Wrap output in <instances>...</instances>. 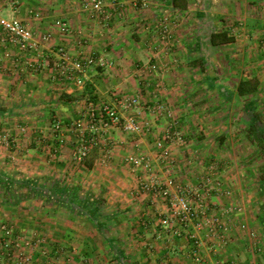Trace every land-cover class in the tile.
<instances>
[{
	"label": "crops",
	"instance_id": "crops-1",
	"mask_svg": "<svg viewBox=\"0 0 264 264\" xmlns=\"http://www.w3.org/2000/svg\"><path fill=\"white\" fill-rule=\"evenodd\" d=\"M162 1L172 8L167 12L175 20L176 42L170 50L159 46L158 34L152 27L162 9L157 2L152 12L136 8L131 0H117L108 5L107 11L113 12L112 8L116 7L117 13L122 12L111 14L114 18L109 22L106 18L91 19L77 0H19L17 6H3V14L20 19L37 34L35 46L28 51L0 42V101L32 103L28 108L35 111L32 115L38 118L42 111L50 116L55 113L67 117L71 109L65 95L71 97L80 92L82 98L76 104H84L86 100L88 105L108 104L119 109L124 119L142 121L147 126L145 137L131 142L120 129L102 133L103 140L107 139L111 145L104 140L99 146L100 154L91 162L92 167L82 166L91 175L78 178L79 185L96 187L107 205L119 211L121 218L123 216L120 228H125L129 235L123 242V250L131 249L134 240L130 234L136 236L138 232L142 233L141 237L134 242L143 252L134 258L126 256L123 250L117 254L116 245L107 241L102 228L87 213L80 209L78 217V210L69 212L64 203L45 205L37 200L31 201L32 206L23 203L0 207V225L7 224L26 235L27 243L21 250L35 253L32 264H130V261L132 264H162L166 258L177 264H203L204 261L230 264L234 260L240 264H264V178L235 174L231 167L220 180L222 193L215 190L210 194L214 216H222L229 228L227 242L222 246L206 231L174 221L170 229L182 235L169 239V229L166 231L164 224L170 219L169 202L154 190L148 194L140 191L144 184H164L170 179L176 183V187L171 188L172 196H179L182 193L178 187H195L205 180L213 183L214 178L205 177L197 166L201 162L188 152L247 148V142H239L232 136L238 127L242 129L235 124L249 117L248 97H240L237 88L242 81L258 79L256 97H264V0H160L159 3ZM36 7L43 12H36ZM57 20L66 21L71 32L66 34L58 28L54 23ZM213 33L227 34L232 41L213 45L210 41ZM47 36L52 39L50 44L43 42ZM59 46L67 49L70 59L80 56L95 61L79 78L84 86L79 87L75 80L68 79L67 72L64 73L63 62H58ZM99 60L105 61L106 66L100 67ZM221 64L222 70L219 69ZM152 66L158 70L153 71ZM142 90V94L139 93ZM137 94L143 98L142 108L124 111L121 100ZM44 103L52 104L49 110H44L47 109L42 106ZM216 104H224L226 111L218 114L221 108L217 109ZM2 117L3 120L20 118V114L3 110ZM171 120L180 121V131L188 144L171 146L174 157L160 166L154 152L155 139L164 134ZM217 120L222 127H215ZM243 133L247 135L246 131ZM217 135H225L226 139L211 138ZM68 139L66 137V145L61 146L58 160L46 163L37 159L31 166L36 173L47 168L51 176L62 168L65 172L62 180L51 178L49 183L54 188L64 187L59 190L63 194L70 186L71 171L76 168L70 157L68 146L72 145ZM36 141L32 149L35 152L39 148V140ZM139 149L150 158L154 168H158L157 176L150 173L152 170L133 169L126 164L127 152ZM4 164H8L6 160ZM168 168H172L171 175ZM53 193L49 191L52 200L60 198V193ZM189 234L203 244L202 261L193 257V247L186 239ZM36 238L42 239L43 249L49 247L55 255L51 256L48 250L42 254L34 249L37 244L33 246L31 241L36 242ZM0 264L18 263L15 257L0 254Z\"/></svg>",
	"mask_w": 264,
	"mask_h": 264
},
{
	"label": "rangeland",
	"instance_id": "rangeland-1",
	"mask_svg": "<svg viewBox=\"0 0 264 264\" xmlns=\"http://www.w3.org/2000/svg\"><path fill=\"white\" fill-rule=\"evenodd\" d=\"M81 3V6H83L84 11L87 12V14L91 17V19L94 20V18H97L99 20H102V18H106V21H110L114 18L111 14H121L122 11L118 12L115 11V8L113 9V12L108 11L103 13H97L93 7L91 6V0H77ZM119 1V0H118ZM160 0H131L133 4H135L136 8H141L145 10H151L154 12L156 10V2L158 5L162 6L158 14L160 15L159 18H156V22L152 25V27L155 29V31L158 34V41L159 46L163 47L166 50H170L175 45V37L174 34L176 32L175 27V20L171 18V13H168L167 11L171 10L172 8L168 6L166 3L162 4L159 3ZM221 0H218V2ZM19 0H9L8 3H5L4 0H0V18H4L7 20H19L17 18H12L9 15L3 14V6L4 7H14L19 5ZM114 2H117L115 0H106V10H108V5H112ZM45 4V3H44ZM219 5V4H218ZM41 7V6H40ZM36 12L42 13L43 10L38 7H36ZM155 9V10H154ZM35 12V13H36ZM157 12V11H156ZM170 12V11H169ZM157 16V15H156ZM173 17V16H172ZM22 22V21H21ZM23 23V22H22ZM58 28H60L64 33L68 34L71 32V28L69 24L64 20H57L54 22ZM24 24V23H23ZM26 25V24H24ZM30 30H32L35 33V39H36V31L31 29L28 25H26ZM167 28L168 31L171 32V36H173V40L171 42H168L167 39L163 38V29ZM219 28H221L219 26ZM220 30V29H219ZM48 37V36H47ZM50 37V36H49ZM34 39V41H35ZM0 42L8 47H17L19 46L23 51H25L20 45L16 43L9 42L4 33L3 29L0 27ZM44 44H50L52 42V39L50 37V40L47 41L46 39H43ZM33 42V46H35ZM60 49H63L66 52V61L69 63H74L77 60H80L82 57H74V59H70L67 53V49L64 46L58 47V55L60 57V60L58 62H63V58L60 56L59 51ZM31 50V49H29ZM65 61V62H66ZM94 65V64H93ZM92 65V66H93ZM222 64L220 65L219 69L222 70ZM153 67V71L158 70V68ZM157 67V66H156ZM88 71V70H87ZM86 71V72H87ZM216 74H220L219 72H216ZM70 80V79H69ZM77 85L79 87L84 86V83L79 84L77 80H75ZM143 90L139 93L142 94ZM141 94H137L136 96L131 97H125L121 101H125L127 98H138L140 101V104L138 108L134 110H140L142 108V96ZM259 93L255 94L254 96H248V103L247 106L249 107L248 112V119L243 123H236V126H241V131L247 132V135L241 132L238 127V133L234 132L232 136L234 138H237L239 142L245 141L248 143L247 148L240 151H229L225 148H222L220 150H210L205 151L202 149H199L197 152H188V151H181L182 154L184 153H192V157L196 161H200L202 163H199L197 166L202 170L205 177H213L214 182L210 183V190L211 194L213 195L214 191L221 192L222 193V186L223 184L220 182L222 179V175H225V173L231 169L234 170V173L241 174L244 173L247 176H259V178H264V153L258 149L256 144L253 141V134L251 133L253 130V124L258 127L264 126V97L258 96ZM252 97V98H251ZM82 98V93L75 92L73 96L65 95L66 100H68V106L71 109V113L67 117H60V115H54L51 116L48 113H41V117L38 118L36 115H32L33 110H31L30 107L32 103H25L23 100L18 101L16 103H3V100L0 101V116H3V110H7V112H12L14 114H20V118H13L8 120H3V117L0 118V207L3 206H20L21 204L25 203L26 206H32L31 201H37L38 199H33L34 192H31L27 187L21 188L20 186H13V188L10 187L9 181L3 176L10 177L12 180L21 182V183H34L37 185V187L41 188V191L44 193H48L52 190L53 195L59 194L60 198H65L67 201H63L64 205L68 209V211H74V208H72L73 202L75 200H82V202L88 206L91 210L97 209L98 210V216L95 218V223H97V226L102 228V233L106 237L107 241H112L114 243L115 252L118 254L123 250V242L127 241V237L129 236L126 232L125 228L122 230L120 228V222L122 221L121 215L119 211H115L109 204L107 205V200L103 197V194L99 191H97V188L94 186L89 187L88 185H79L78 178L79 176H85L88 177L89 174L88 171H86L82 166L86 167V163L94 161L99 153V146L102 143H105L104 140H106L107 144H110V141H107V139L103 140L102 133H105V131L116 128L120 129L124 134V136H127L128 142L134 141L135 139L144 138V134L146 133L147 126H145V123H142V121H136L134 119H124L119 111V116L123 120V122H134L136 125H138L142 130L140 133H128L125 132L120 127H113L109 129L102 128V125L100 122L94 120L91 116L93 112L98 113L99 109L103 105L108 104H102V103H93V105H88V100L84 102V104H76V101ZM92 102H96L92 100ZM91 102V103H92ZM51 103H44L42 106L47 107L49 110V107H51ZM217 109H220V112H217L218 114H223V111H226V108H224V104H216ZM111 106V105H108ZM121 106V105H120ZM27 107V108H25ZM77 107L80 108V110L77 109ZM114 107V106H111ZM123 108V106H121ZM44 108V107H43ZM82 108V109H81ZM115 108V107H114ZM160 108V107H158ZM124 109V108H123ZM161 109V108H160ZM159 109V110H160ZM133 110V109H132ZM16 111V112H13ZM124 111H131L126 110ZM161 111V110H160ZM48 112V111H47ZM52 111H49L51 113ZM236 112V111H235ZM238 112V109H237ZM158 115V114H157ZM159 116V115H158ZM222 122V121H221ZM252 122V124H251ZM223 123V122H222ZM180 121L178 120H171L168 123L167 129H165L164 134L157 137L155 139V146L156 151V160L160 164V166H163L165 162H171V158L174 157L173 150L171 149L174 144L177 146L180 145L182 147L187 146V142L185 139V135L181 133L180 131ZM226 126L229 123H225ZM223 126L220 124V121L217 120L216 126ZM234 125V124H233ZM37 130H39L40 133H37ZM176 132L178 135L175 136V139L172 141H169L165 138L168 131ZM107 134V133H106ZM125 136V137H126ZM66 137H68V143H71L72 146H68L71 148L70 151V157L72 159L73 164H75V167L71 171V181L69 182V187H66V192L63 194L64 187L57 186L53 187V184L49 183L51 178H56L62 180L63 174L65 172L63 169H59L60 171L56 173V175L51 176L49 169L45 168L40 173H36V170L31 167L32 162L39 159L43 162L58 160L61 156V146H65L66 144ZM212 139L215 138V141H219L221 138L226 139L225 135H217L212 136ZM217 138V140H216ZM36 140H39V148L35 152L32 149H35L34 144L37 142ZM111 145V144H110ZM113 148V147H112ZM112 148H110L112 150ZM127 165H131L133 169H138L144 167L147 171H151L154 176H157V169L154 168V165L149 157L146 156L145 152L142 149L139 150H131L130 152H127ZM187 153V154H188ZM106 155V153H105ZM40 156V158L38 157ZM131 157L134 158H144L146 162L150 163V169L145 166V164H142L138 167L135 165L133 166L131 162L129 161ZM5 160L7 161V165L4 164ZM170 160V161H169ZM4 164V165H3ZM170 164V163H169ZM205 164V165H204ZM208 165V166H207ZM205 168V169H204ZM155 169V171H154ZM169 174H172V168H168ZM165 171V170H164ZM200 173V172H199ZM39 174V175H38ZM201 174V173H200ZM59 175V176H58ZM157 183V182H156ZM148 185V184H147ZM200 185L198 183L195 186ZM149 186L153 187L154 184H149ZM142 187V186H141ZM11 188V189H10ZM216 188V189H214ZM178 189V188H177ZM94 190V192H92ZM152 191L154 189H151ZM149 190H143V188L140 189L141 193H149ZM43 193V194H44ZM12 195V199L10 197ZM62 196V197H61ZM10 197V200L12 202H17L19 198H21L22 202L20 205H14L11 203V201L8 199ZM68 197V198H67ZM162 197V196H161ZM163 198V197H162ZM164 199V198H163ZM47 198L44 196L41 200H38L37 202L41 201L44 202L45 205H48L49 203H56V206L61 205L62 203L59 202V200L56 201L54 198L52 201L47 202ZM262 204L264 206V197L262 199ZM10 201V202H9ZM11 203V204H10ZM59 204V205H58ZM85 208V207H82ZM80 208L81 210H83ZM77 209V208H76ZM77 216L80 217L79 209H77ZM79 212V213H78ZM82 212V211H81ZM75 214V213H74ZM214 214V213H213ZM73 216L72 214H70ZM177 223V222H176ZM130 229V228H129ZM173 229H170L169 232H171ZM168 231V229L166 230ZM0 238L2 237V246L0 245V254L3 256L12 258L15 257L17 260V263L19 264L20 259H29L31 260V263H33V256L34 252H26L24 253L21 249L22 247L26 246L27 241L25 240L26 235L22 234L21 232L15 230L12 226H9L7 224L0 225ZM142 234V233H141ZM140 233H136L133 235V233L130 234V238H133L135 241L136 239L139 240L141 237ZM155 237L157 234L155 233ZM168 236L170 234L168 233ZM161 237V235H160ZM175 238V237H174ZM36 242L31 241V244L34 246L33 243L37 244V247L34 248L37 251L47 253L48 250L51 252V256H54L55 253H53L49 247H46V249L42 248V245L44 244L41 242L42 239L37 240ZM173 239V238H172ZM115 242H114V241ZM133 241V246L130 250L127 251L128 248H125L124 253L125 255L130 257L138 256V253L143 252L139 247H137V242ZM135 245V247H134ZM220 246L223 244L219 243ZM32 246V248H33ZM40 249V250H39ZM150 249V248H149ZM151 250V249H150ZM58 253V252H57ZM43 254V253H42ZM116 254H114L115 256ZM132 258V260H134ZM131 260V259H129ZM176 263V262H175ZM128 264V263H126ZM130 264L131 261H130ZM177 264V263H176ZM240 264V263H239Z\"/></svg>",
	"mask_w": 264,
	"mask_h": 264
},
{
	"label": "built area",
	"instance_id": "built-area-1",
	"mask_svg": "<svg viewBox=\"0 0 264 264\" xmlns=\"http://www.w3.org/2000/svg\"><path fill=\"white\" fill-rule=\"evenodd\" d=\"M5 3H8L9 0H4ZM117 1V0H115ZM91 6L97 13L105 14L107 12L106 0H91ZM0 27L3 29V33L6 39L11 43H16L20 45L25 51L32 49L33 42L35 39V33L30 30L26 25H24L19 20H7L0 18ZM163 38L167 39L168 42L173 40L171 32L165 27L163 29ZM47 41L50 40V37L45 38ZM60 56L63 58L62 67L65 69L64 73L67 72L70 80H77L81 84L79 79L81 76H84L86 71L95 63V61L90 57L81 58L76 62L68 63L66 61V52L63 49L59 51ZM66 61V62H65ZM106 62L103 60L98 61L100 67L106 66ZM140 101L138 98L132 97L127 98L125 101L120 102V105L123 106L126 110H132L138 108ZM92 118L102 125V128L109 129L113 127H120L125 132L128 133H140L142 128L136 125L134 122H123L119 116V112L116 108L103 105L98 113L93 112L91 114ZM172 131V130H171ZM170 130L166 134L165 138L169 141L175 139V136L178 135L176 132H171ZM131 164L136 167L145 164L147 169H150V163L146 162L144 158H134L131 157ZM210 182L205 180L200 185L190 188H180L178 187L182 195L172 196L171 188L176 187L174 180H168L166 183H156L155 186L151 187L149 184H144L142 186L143 190L154 189L156 193H159L165 200L169 202L170 205V219L165 220L164 224L166 228L170 230L171 222H177L178 224L188 227L194 225L198 229H202L207 232L208 236L219 241L221 244L227 242L226 234L229 231V228L222 216H214L211 210V203L209 201V196L211 194ZM169 239H172L176 236L182 235L177 230H172L169 232ZM186 239L191 243L193 247V257L197 261H202V242L193 234H189ZM19 264H32L29 259H20ZM162 264H176L172 259L166 258L162 261ZM203 264H215L213 262L204 261ZM230 264H239L238 261L234 260Z\"/></svg>",
	"mask_w": 264,
	"mask_h": 264
},
{
	"label": "trees",
	"instance_id": "trees-1",
	"mask_svg": "<svg viewBox=\"0 0 264 264\" xmlns=\"http://www.w3.org/2000/svg\"><path fill=\"white\" fill-rule=\"evenodd\" d=\"M210 41H211V44L217 45L218 43L231 42L232 38L229 37L227 34H215V33H213L211 35ZM259 86H260V82L258 79H254L251 81H242L237 88L238 95L242 98L248 97V96H254L255 94L259 93ZM251 124H252V122H251ZM252 129L253 130H251L252 131L251 133L253 134V138H254L253 141L256 144V146L258 147V149L264 153V126L258 127V124H257V126H256V124H255V126L253 124ZM86 167L91 168L92 163H90V162L86 163ZM3 178H5L9 181V185L11 188H13V186H17V187L20 186L21 188L27 187V189H29L31 192H34V195L32 197L33 199L41 200L45 196L48 199L47 202L52 201V198L50 197L48 190H47V193L42 192L41 188L37 187V185H35L33 182L30 184L29 183L23 184L21 182L12 180L10 177H7V176H3ZM10 197L12 199V195H10ZM10 197L8 198L9 200H10ZM57 200H59L60 203H63V201H67L66 197L63 198V200H62V198L56 199V201ZM21 202H22L21 198H19L17 200V202L11 201V203L14 205H20ZM70 205H72V208H74V209L77 208L79 210H80V208L85 207V208H82L83 210H81V211L83 213H87V215H89L91 220L95 222V220H96L95 218H97V216H98V210L96 208L91 210L80 199L75 200V202H73Z\"/></svg>",
	"mask_w": 264,
	"mask_h": 264
}]
</instances>
